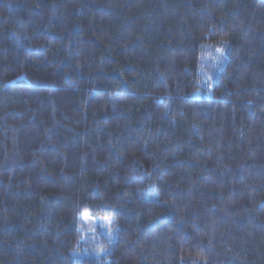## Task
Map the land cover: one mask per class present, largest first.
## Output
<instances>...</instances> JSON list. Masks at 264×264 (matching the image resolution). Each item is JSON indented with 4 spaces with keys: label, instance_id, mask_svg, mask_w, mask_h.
Masks as SVG:
<instances>
[{
    "label": "trees",
    "instance_id": "obj_1",
    "mask_svg": "<svg viewBox=\"0 0 264 264\" xmlns=\"http://www.w3.org/2000/svg\"><path fill=\"white\" fill-rule=\"evenodd\" d=\"M0 264H264V0H0Z\"/></svg>",
    "mask_w": 264,
    "mask_h": 264
},
{
    "label": "rangeland",
    "instance_id": "obj_2",
    "mask_svg": "<svg viewBox=\"0 0 264 264\" xmlns=\"http://www.w3.org/2000/svg\"><path fill=\"white\" fill-rule=\"evenodd\" d=\"M85 221V228L91 233H96L97 226H99V232L102 235V237L110 240L113 236L112 229L109 225L108 220L102 217H96V218H88L84 217Z\"/></svg>",
    "mask_w": 264,
    "mask_h": 264
}]
</instances>
